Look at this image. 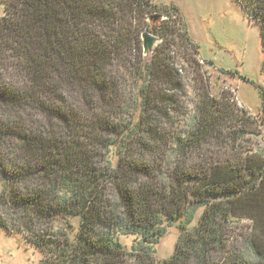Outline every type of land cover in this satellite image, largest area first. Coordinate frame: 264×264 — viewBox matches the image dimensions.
I'll return each mask as SVG.
<instances>
[{
    "label": "trees",
    "instance_id": "16d2710c",
    "mask_svg": "<svg viewBox=\"0 0 264 264\" xmlns=\"http://www.w3.org/2000/svg\"><path fill=\"white\" fill-rule=\"evenodd\" d=\"M2 1L0 229L22 232L40 264H264V154L251 147L264 88L252 82L259 117L213 94V62L174 2ZM230 1L259 27L264 75V0ZM144 32L158 39L149 55ZM245 219L253 232L231 242ZM177 222L175 253L156 263ZM117 235L140 237L133 253Z\"/></svg>",
    "mask_w": 264,
    "mask_h": 264
},
{
    "label": "rangeland",
    "instance_id": "374dc122",
    "mask_svg": "<svg viewBox=\"0 0 264 264\" xmlns=\"http://www.w3.org/2000/svg\"><path fill=\"white\" fill-rule=\"evenodd\" d=\"M201 3L206 15L205 30H200L197 34L193 32V35L200 44L202 58L213 62V65H206L211 77V92L220 94L226 90L240 108L246 109L252 116L259 117L261 98L252 83L264 88L263 53L258 25L250 22L239 6L230 0H201ZM2 15L4 4L0 0V16ZM242 76L247 80L242 79ZM251 139V147L264 154V128L260 130L259 135L251 136ZM111 156L116 163L117 158ZM201 213L202 210L198 212L191 227L197 225ZM70 221L76 228L79 226L78 218H71ZM61 225L62 222L56 224L57 228ZM253 227L255 225L249 220L236 221L232 227L230 241L236 243L237 240L241 245L244 238L253 232ZM180 233L177 222L169 227L159 243L154 245L156 263L173 256ZM255 233L256 241L263 242L264 236H259V231ZM139 239L136 235H117V240L128 253L134 252L132 248ZM44 257V252L32 245L22 232L15 231L10 235L0 229V264H40Z\"/></svg>",
    "mask_w": 264,
    "mask_h": 264
},
{
    "label": "crops",
    "instance_id": "0c3cea01",
    "mask_svg": "<svg viewBox=\"0 0 264 264\" xmlns=\"http://www.w3.org/2000/svg\"><path fill=\"white\" fill-rule=\"evenodd\" d=\"M155 2L158 4L174 2L177 6H179L187 21L191 37L197 41L193 32L197 34L198 31L205 30L206 15L204 13V7L201 0H155Z\"/></svg>",
    "mask_w": 264,
    "mask_h": 264
},
{
    "label": "water",
    "instance_id": "95a60500",
    "mask_svg": "<svg viewBox=\"0 0 264 264\" xmlns=\"http://www.w3.org/2000/svg\"><path fill=\"white\" fill-rule=\"evenodd\" d=\"M141 37L143 42L144 55L151 54L154 47L158 43V39L155 36L149 34L148 32H144Z\"/></svg>",
    "mask_w": 264,
    "mask_h": 264
}]
</instances>
